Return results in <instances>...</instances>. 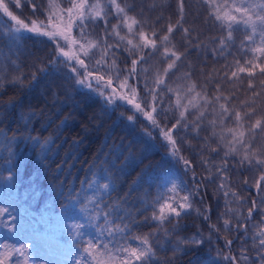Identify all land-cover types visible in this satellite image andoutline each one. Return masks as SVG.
<instances>
[{
    "label": "snow or ice",
    "instance_id": "snow-or-ice-1",
    "mask_svg": "<svg viewBox=\"0 0 264 264\" xmlns=\"http://www.w3.org/2000/svg\"><path fill=\"white\" fill-rule=\"evenodd\" d=\"M164 3L23 0L22 4V0H0V12L12 22L0 29V83L36 81L37 73L47 75L49 68L56 71L62 65L71 73L72 86L102 98L103 114L115 115L131 137L126 146L116 149L115 159H98L79 192L69 191L61 222L83 213L95 235L88 233L84 240L81 229L85 225L74 223L72 235L80 238V251L74 262L70 258L73 246L61 251L69 257L63 264H175L190 246H200L205 239L211 243L214 236L223 241L224 248H218L217 255L228 264H264V0H197L205 22L219 33L203 38L195 27H185L187 0H175L174 22L170 15L153 18ZM24 5L31 15L21 18L12 8ZM162 19L168 22L158 27ZM28 39L50 43L52 51L47 60L37 57L31 65L35 70L26 76L21 56ZM192 49L223 58V71L203 73L201 69V78H194L196 69L188 60ZM120 109L130 114L119 111L117 115ZM157 138L165 154L191 173V187L183 178L173 177L167 181L171 183L167 194L152 197L148 193L135 203L130 194L113 197L120 174L127 175L129 168L139 167L148 153L157 150L152 142ZM30 139L37 140L41 149L50 143ZM192 140L202 141L198 149ZM4 142L11 146L7 135ZM182 148L192 149L199 160L186 158ZM213 154L220 157L219 162ZM200 167L204 173L198 176ZM153 171L152 165L141 170L130 191L149 179L158 180ZM241 171L252 176L243 178L242 189L237 190L230 172ZM205 182L215 185L214 196H222L217 199L216 221L211 205L205 204L203 211H195L207 223V236L200 229L192 236H181L180 219L193 209L196 197L204 203ZM12 211L0 206V221L5 215L14 220ZM149 222H155L154 230L136 231ZM61 238L53 233V255L62 249ZM234 242L239 245L235 249ZM28 248L4 242L0 264H20L13 260L17 254L23 257V264H36L25 254ZM167 252L172 256L161 260L160 253ZM52 264L61 262L53 260Z\"/></svg>",
    "mask_w": 264,
    "mask_h": 264
},
{
    "label": "trees",
    "instance_id": "trees-1",
    "mask_svg": "<svg viewBox=\"0 0 264 264\" xmlns=\"http://www.w3.org/2000/svg\"><path fill=\"white\" fill-rule=\"evenodd\" d=\"M187 9L189 15L186 17L185 27H195L202 38L219 34L214 26L205 22V14L197 0H187ZM12 10L21 18L31 15L27 5L21 9L13 7ZM161 14L164 17L170 15L174 22L175 0H165L163 9H158L152 16L155 18ZM0 16L3 18L0 19V29H3L6 23H12L2 12ZM167 22L166 19H162L157 26L162 27ZM173 35L176 36L175 33ZM176 38L179 40V37ZM24 45L21 61L22 71L27 76L35 70L31 65L37 62V57L40 60H47L52 45L40 44L33 39L26 40ZM125 56L126 54L121 55L120 59L123 60ZM228 59L231 60V57ZM188 60L195 66L194 78H201V69L203 73L211 72L213 69L222 72L226 63L223 58L214 57L211 52L200 55L195 49L190 51ZM184 70L186 69H182ZM70 76L69 70L61 65L56 71L49 68L47 75L37 73L36 81L25 79L23 84L18 85L0 83V133L3 134L0 135V206L10 207V210H13L12 216H15L13 220L11 216L5 215L0 221V251L4 242L17 246L18 240L26 234L42 233L52 238L53 233H56L62 235V247L66 250L70 245L73 246L74 250L71 253L77 257L80 251L77 247L80 238L73 239V229L70 225L77 222L85 225L81 229L86 234L84 240L88 238V233L95 235V229L87 226L88 221L83 213L77 212L73 219L61 222L62 208L67 203L66 197L72 189L77 192L81 190V182L89 175L90 168L97 164L98 159H115L116 149L121 144L126 146L131 137L128 136L124 124L116 120L115 115L109 117L103 114L101 111L103 99L79 85L73 87ZM119 111L125 112L126 115L130 114L127 109H120L117 115ZM4 135L11 140L10 147L6 146ZM30 137L41 138L39 143H43V139H48L50 143L41 149L37 140ZM152 142L158 149L148 153L139 167L129 168L127 175L120 174L117 192L112 194L113 197L130 194V199L135 203L137 198L148 193L152 197L167 194V189L171 187V183L167 181L173 177L177 180L183 178L191 187L193 183L190 180L191 173H186L183 164L175 157L165 154L166 150L159 138ZM200 143L202 141L192 140L196 149ZM182 151L186 158L193 159L194 162L199 160V156H194L192 149L182 148ZM213 159L219 162L220 157L213 154ZM122 164L123 160L119 161L117 166ZM158 164L160 167L157 169ZM148 165H152L154 169L152 175H158L159 179L155 181L149 179L143 185L137 186L136 191H130L134 182L138 181L141 170H145ZM203 173V167L197 169L198 176ZM230 175L237 190L242 189L240 182L243 178L247 176L251 179L252 176L251 173L244 171L239 174L230 172ZM9 176L11 180L8 179ZM205 184L208 191L201 192L204 203L196 197L193 200V209L180 219L181 236H192L197 229L202 230L207 236V223L195 211L196 208L203 211L205 204L211 205L212 220L216 221L217 199L222 200V196L219 194L214 196L215 185H208L207 182ZM154 224L155 222L146 223L136 231H152ZM58 228L61 229L60 233L56 232ZM229 238L233 237L229 234ZM238 246L234 242L233 249ZM218 248H224L222 240L217 241L214 236L209 243L205 239L204 244L190 246L186 254H180L175 264H228L217 255ZM165 255L170 257L172 253H160L161 260ZM16 258L17 255L13 259Z\"/></svg>",
    "mask_w": 264,
    "mask_h": 264
},
{
    "label": "rangeland",
    "instance_id": "rangeland-1",
    "mask_svg": "<svg viewBox=\"0 0 264 264\" xmlns=\"http://www.w3.org/2000/svg\"><path fill=\"white\" fill-rule=\"evenodd\" d=\"M0 19L3 18L0 16ZM70 226H72V224ZM83 232L85 233V231ZM60 243L63 246L62 241H60ZM21 244L29 245L28 251L25 254L35 261L36 264H52L53 260L60 261L61 264H63L65 260L69 259V257L61 254V251L65 250L63 247L61 250H58L55 255H53L51 250L52 238L42 233L26 234L18 240L17 247H19ZM37 246H39V256H37ZM70 258L74 262L76 255L71 253ZM13 260L14 262L19 260L20 264H23V257H20L18 254L17 258Z\"/></svg>",
    "mask_w": 264,
    "mask_h": 264
}]
</instances>
